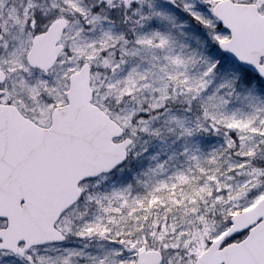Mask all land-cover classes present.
<instances>
[{
  "label": "snow or ice",
  "instance_id": "snow-or-ice-1",
  "mask_svg": "<svg viewBox=\"0 0 264 264\" xmlns=\"http://www.w3.org/2000/svg\"><path fill=\"white\" fill-rule=\"evenodd\" d=\"M0 264H264V0H0Z\"/></svg>",
  "mask_w": 264,
  "mask_h": 264
}]
</instances>
